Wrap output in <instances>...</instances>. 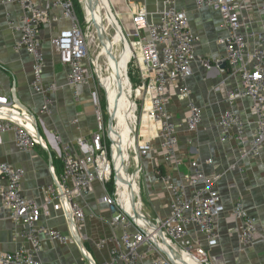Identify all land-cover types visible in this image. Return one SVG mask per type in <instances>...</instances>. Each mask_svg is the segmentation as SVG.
Segmentation results:
<instances>
[{
	"label": "built area",
	"instance_id": "built-area-1",
	"mask_svg": "<svg viewBox=\"0 0 264 264\" xmlns=\"http://www.w3.org/2000/svg\"><path fill=\"white\" fill-rule=\"evenodd\" d=\"M8 2L16 3L22 9L20 23L16 24L11 18L9 22L21 32L17 48H27L33 56L31 87L44 99L40 115L53 112L57 93L56 84L44 81L46 60L40 39L41 25L50 18L53 6L59 5L71 20L70 25L53 39V44L60 60L68 68L66 76L74 97L80 98L78 87L91 80L95 76L94 71L102 87L93 59H89L91 23L87 24V28L80 25L71 0H53L44 6L38 0H4L2 3ZM195 3L200 10L210 8L220 12L226 34L219 36L218 42L224 46L226 57L216 65L219 67L226 62L229 71L241 75V88L228 93L226 102L229 107L217 119L221 140L224 143L243 141L249 121L235 110V106L237 101L250 98L255 128L252 140L241 149V159L264 158V29L250 31L251 22L245 17L249 6L243 0H195ZM164 4L160 19L152 21L146 4L128 2L133 26L129 35L138 38L132 44L140 51L133 54L130 62L133 64V75L129 73L132 101L138 112L142 106L141 118L150 123L145 129L142 125L139 131L140 119L137 116L136 125L133 124L135 132L131 135L138 145L135 151L132 147L131 155L126 159L117 149L121 128L117 116L111 111L109 92L103 89L107 100L104 107L100 102L96 104L98 127L90 137L76 139V150L52 135L59 148L62 170L58 172L51 163L50 171L54 179L42 188L45 206L40 205L36 198L24 194L22 180L25 170L2 162V205L18 224L19 236L26 240L27 246L0 252V264H43V236L61 244L78 239L70 233L44 225L42 216L49 215L50 205H53L55 211L63 212L72 227L77 228L85 218L81 200L92 193L95 181H99L107 191L102 201L112 211L109 224L115 233L97 243L98 249L107 246L109 252V257L100 261L81 242L82 252L90 264H186L185 255L198 264H211L208 250L197 244L192 232L197 230L205 235L210 246L219 242L218 220L224 209L216 184L219 177H209L204 168L213 159L191 160L192 173L179 180L157 167L159 181L170 193L169 215L159 216L156 220L147 219L140 208L137 217V206L132 207L130 203L138 196L134 188L141 178L138 169L141 166L143 170V158L154 149L155 142L159 143L167 164L179 171L184 163V156L179 151L178 127L171 111L174 91L186 101L188 131L199 132L204 122V110L193 100L188 84L189 77L194 74L193 64L199 60L196 50L202 40L192 30L188 10L178 7V0H165ZM260 6L264 13V2ZM202 62L213 68L209 60L203 59ZM132 76L136 81H132ZM220 89L217 87V90ZM40 118L9 96L0 94V136L13 129L15 142L21 151L48 146L49 141L39 129V121L43 124ZM120 156L121 168L117 164ZM228 168L229 172L244 171L239 163H232ZM233 213L241 222L239 240L245 245L252 243L258 234L257 218L248 213L240 199ZM111 243L113 245L110 246Z\"/></svg>",
	"mask_w": 264,
	"mask_h": 264
},
{
	"label": "crops",
	"instance_id": "crops-1",
	"mask_svg": "<svg viewBox=\"0 0 264 264\" xmlns=\"http://www.w3.org/2000/svg\"><path fill=\"white\" fill-rule=\"evenodd\" d=\"M0 0V94L12 98L19 105L41 117L48 133L47 147L37 146L28 151H21L15 142L13 129L0 136V164L8 162L25 170L22 180V190L27 197L36 198L38 203L45 206L43 187L52 183L53 173L51 163L56 170L61 171V160L58 156L59 148L56 145L55 135L63 142L71 144L77 149L78 137H90L98 127L96 109L90 100L93 88L92 80L80 85V98L74 97L73 89L67 80V66L59 58V53L53 44V39L67 28L71 20L65 16L59 5L53 6L50 18L41 25L40 39L45 53L46 67L43 73L46 84L57 85L55 105L50 114L40 115L43 96L31 87L33 80V56L27 48L18 49L16 43L21 32L12 27L10 18L16 24L22 16L21 6L16 3H2ZM44 6L53 0H38ZM249 9L245 12L246 19L251 22L250 31L264 29V13L261 4L264 0H243ZM150 19H160V11L165 6V0H146ZM178 7L188 10L192 30L200 36L201 43L197 47L196 55L199 60L193 64L194 74L189 77L188 84L192 89L193 100L204 110V122L197 133H191L187 127L188 107L186 101L180 99L177 92L173 93L171 111L178 127L180 137L179 151L184 156V163L177 171L164 160L159 143L155 142L154 149L143 159L144 168L149 170L147 176V193L152 206L147 212L148 217L167 216L170 213V193L161 184L158 192H154L151 184L155 179L157 167L173 178L179 180L192 173L190 161L199 159H213L206 163L204 168L209 177H219L217 189L220 191L223 212L218 220L219 242L210 246L208 239L197 230L193 234L197 244L208 250L212 259L211 264H264V158L241 159V149L253 138L255 128L252 114V100L244 98L237 101V110L244 119L249 121L243 141L223 142L221 130L217 125L220 114L229 107L226 98L229 92L241 88L240 73H233L217 62L226 57L225 48L218 42V37L226 34L219 11L210 8L198 9L195 0H178ZM207 59L212 63L209 68L202 61ZM129 52L126 50L121 66L129 63ZM117 65V63H114ZM120 70H118L119 72ZM92 79V78H91ZM105 85L106 83L103 82ZM217 87H221L217 90ZM131 88V87H130ZM122 103L126 105L125 93L120 90ZM239 163L244 171L229 172V165ZM145 171V170H144ZM158 176V174H157ZM159 180V177H158ZM92 193L83 198L85 218L79 223L77 230L72 227L61 211H55L50 205V214L42 216L44 225L60 229L73 236L80 234L86 249L99 261L109 257L108 247L98 249L97 243L104 237H111L114 232L109 224L112 214L108 204L102 201L107 191L99 181H95ZM110 189H112L110 187ZM243 200L248 213L257 218L258 234L256 239L245 245L239 240L240 220L233 213L237 201ZM120 229H116L119 231ZM117 233V232H116ZM44 248L41 254L43 264H90L82 252L78 239L67 244H61L49 237L43 236ZM113 243L110 244V246ZM20 246H27L24 238L19 236V226L13 221L8 209L2 205L0 197V252L15 251Z\"/></svg>",
	"mask_w": 264,
	"mask_h": 264
},
{
	"label": "rangeland",
	"instance_id": "rangeland-1",
	"mask_svg": "<svg viewBox=\"0 0 264 264\" xmlns=\"http://www.w3.org/2000/svg\"><path fill=\"white\" fill-rule=\"evenodd\" d=\"M132 1L136 4H146V0H107L108 4H109V9L111 10V12L113 13V16H115V19L117 20V25L121 26V29L123 31V38L122 40L116 42L115 44H113V42L111 41L114 36L116 35V30H115V25L112 26L109 22V18H108V10L106 9L105 6V2L104 0H99L97 3L95 2V0H71V2L74 5V11H76V15L78 17L79 23L82 27L87 28V24L90 22L91 23V32H90V36H89V43H90V54H89V59H93V65L95 66V69H98L97 66L98 64L95 63L96 58L98 57L100 65H101V69L103 70L104 73H107L109 75L115 76L118 73V70H120V66H121V62L120 65H116V67L114 69L111 68L113 63H118L119 61L122 60L121 56H122V52L124 50V46H125V42L124 40L126 39V41L128 42L129 46H130V55H129V63L127 64V74H132L133 71V64L131 62L132 58V51L135 54L136 52H140L138 51L139 48H135L134 45L132 44V42H137L138 38L129 35L131 32H133V26L131 25V11L129 10V6H128V2ZM79 6H78V5ZM88 4H90L91 6H89ZM105 10V11H104ZM119 16V17H118ZM120 18V19H119ZM112 43L113 46L112 48L108 49V51L106 52V54L103 55V48ZM132 48V49H131ZM140 64V62H138ZM130 64V65H129ZM100 68V66H99ZM135 68V67H134ZM130 71V72H129ZM93 73V72H92ZM96 71H94V77L91 79L93 82V88L91 90V97L90 100L92 102L93 107L96 109V104L98 102H100L101 107L105 106L106 103V97H105V91L109 92V98L111 99V91L108 90L109 88L107 86H105L102 81V87L101 85H99L98 83V78L97 75L95 74ZM129 74V78H130V82H131V77ZM132 81H136V79L132 76ZM105 91H104V90ZM132 96V95H131ZM130 96V100L132 101V98ZM133 103V101H132ZM111 106V103H110ZM111 111H112V106H111ZM142 106L140 109V112L137 111V116L140 119L139 120V125H138V129L140 131L141 126L143 125V128L149 127L150 123L142 120L141 115H142ZM39 125V129L41 131V133L43 135H46V129L45 126L41 123V121H39L38 123ZM145 129V128H144ZM145 159V158H143ZM144 172H141L140 174V181H138V186L140 187V195H141V202H143L142 207H143V211L145 212L146 216L148 217V214L146 213V211L148 212L152 206V202H150L149 197H148V193H147V176L149 174V170L144 168ZM143 171V170H142ZM155 179L153 181V183L151 184L152 189L154 190V192H158L159 189H161L160 182L158 180V176L157 173L155 172ZM134 198H132V200L130 202L133 201ZM132 207L134 206V203L132 202ZM146 207V208H145ZM146 211H145V209ZM149 218V217H148ZM151 218L153 220H156L157 218H155V216H151ZM186 263V261H185ZM187 264V263H186Z\"/></svg>",
	"mask_w": 264,
	"mask_h": 264
},
{
	"label": "bare ground",
	"instance_id": "bare-ground-1",
	"mask_svg": "<svg viewBox=\"0 0 264 264\" xmlns=\"http://www.w3.org/2000/svg\"><path fill=\"white\" fill-rule=\"evenodd\" d=\"M98 1L99 0H95L96 3ZM104 2H105L106 9L108 10L109 4H108L107 0H104ZM108 15H109L108 18H109L110 24L112 26L115 25V30L117 32L116 35L114 36V38L111 40L113 42V44H115L116 42L122 40V38H123V36H122L123 31L121 29L122 26L117 25V20L115 19V16H113V13L111 12V10H108ZM121 32H122V34H121ZM124 42L126 44H125V46H124L125 48L122 52V56H121L122 59H123L124 52L126 50H128L129 55H130V46H129L128 42L126 41V39L124 40ZM113 44L110 43V44L106 45L102 50L103 52H101V53H103V55L106 54L108 49L112 48ZM133 54L134 53L132 51V57H133ZM121 61H119L117 63V66L120 65ZM95 63L98 64V66H97L98 69H96V70L98 72V75H100V77H101L102 83L105 82L106 85L104 83L103 84L109 88L108 90L111 91L112 113L114 116H117V123L119 124V127L121 128V130H120L121 133H119V136L117 137V139H119L118 144H117V146H118L117 149L122 153L121 156L123 155L126 159H128L129 156L131 155L130 150L132 149V147L135 151V148L138 145L135 143L134 139L131 136L132 133L135 132V126L134 125H136L135 121L137 120V115H136L137 108L134 106V103H132V101L130 100V96L132 95V90L130 88L129 80L126 76V66H122L120 71L115 76H112V75H109L108 72L107 73L103 72V70L101 69V65H100L98 57L96 58ZM99 66H100V68H99ZM115 67H116V65L113 63L111 68L114 69ZM120 90L123 93H125L124 101H125L126 105L124 104V102L122 103V101H121ZM131 98H132V96H131ZM28 125L33 127V125L30 122H28ZM121 156L117 158V164L120 165V168L122 165L121 164V159H122ZM141 169H142V167L140 166V168L138 169L139 175L142 172ZM134 188H135V191H138V196L136 199H133L132 202L134 203V206H137L136 216L138 217V209L139 210H140V208L143 209V207H142L143 202H141L140 187L138 186V181H137ZM132 202H130V203L132 204ZM139 217H140V214H139ZM147 219H150V218L147 217ZM184 258H185V261L187 264H198L197 261H195L193 258H190L189 256L185 255Z\"/></svg>",
	"mask_w": 264,
	"mask_h": 264
},
{
	"label": "water",
	"instance_id": "water-1",
	"mask_svg": "<svg viewBox=\"0 0 264 264\" xmlns=\"http://www.w3.org/2000/svg\"><path fill=\"white\" fill-rule=\"evenodd\" d=\"M226 65H227V63H226V62H223V63H222V67H223V68H225V67H226ZM76 230H77V228H76ZM76 236H77V237H78V239H79V243H80V244H82L81 242H83V240L81 239V236H80V234H77V233H76Z\"/></svg>",
	"mask_w": 264,
	"mask_h": 264
},
{
	"label": "trees",
	"instance_id": "trees-1",
	"mask_svg": "<svg viewBox=\"0 0 264 264\" xmlns=\"http://www.w3.org/2000/svg\"><path fill=\"white\" fill-rule=\"evenodd\" d=\"M83 3H84V0H83ZM78 5V4H77ZM89 6H91L90 4H88ZM79 6V5H78ZM61 170H62V166H61ZM61 172V171H60Z\"/></svg>",
	"mask_w": 264,
	"mask_h": 264
}]
</instances>
